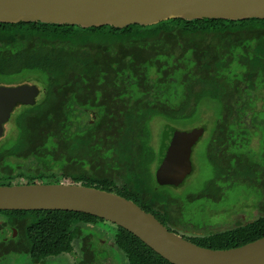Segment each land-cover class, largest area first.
<instances>
[{"label":"trees","instance_id":"16d2710c","mask_svg":"<svg viewBox=\"0 0 264 264\" xmlns=\"http://www.w3.org/2000/svg\"><path fill=\"white\" fill-rule=\"evenodd\" d=\"M28 75L42 84V97L12 115L16 135L0 146V179L7 181L0 185L60 183L69 176L134 201L169 230L211 249L264 236V207L253 221L188 236L182 229L202 227L184 223L183 202L169 190L176 186L158 182L172 128L213 104L216 116L203 127L211 129L208 154L218 178L256 182L264 203V106L258 109L264 101V19L178 18L123 28L0 22V84H25ZM156 118L164 120L158 148L152 144ZM255 135L260 147L253 152L247 148ZM20 168L32 175L15 176ZM0 213L19 233L0 241V264H14L19 256L41 264L76 252L77 243L79 264H100L92 230L83 226L104 219L64 210ZM114 240L129 264H173L123 227L116 226Z\"/></svg>","mask_w":264,"mask_h":264},{"label":"water","instance_id":"95a60500","mask_svg":"<svg viewBox=\"0 0 264 264\" xmlns=\"http://www.w3.org/2000/svg\"><path fill=\"white\" fill-rule=\"evenodd\" d=\"M264 19V0H0V22L123 28L171 19ZM36 85L0 84V138L14 109L33 105ZM206 128H172L158 173L161 185L180 186L193 171L192 152ZM64 210L90 214L133 233L173 264H264V236L229 249L200 246L169 230L154 214L114 192L79 183L0 185V211Z\"/></svg>","mask_w":264,"mask_h":264},{"label":"rangeland","instance_id":"374dc122","mask_svg":"<svg viewBox=\"0 0 264 264\" xmlns=\"http://www.w3.org/2000/svg\"><path fill=\"white\" fill-rule=\"evenodd\" d=\"M28 76H30V79L26 83L36 85L40 90V94L37 97V100H39L42 97V84L39 83L32 75ZM262 96H264V91ZM262 106H264V101L259 100L258 109H262ZM18 107L19 106H17L16 109ZM15 111H13V116ZM198 116L201 117H198V119L191 122H184L175 125V128L183 131H189L195 128L203 127L205 124L209 127L211 125V119L216 116L215 105H207L203 109V112ZM10 120L5 125L4 135L0 138V146L2 144H11L14 140V136L16 135V130L14 129L15 125L13 121ZM151 128L152 144L158 148L164 128V120L161 118L154 119L151 124ZM210 130L211 129L209 128V131L205 132L193 148L192 173L180 186L170 187V189L168 188L170 191L179 196L181 202H183L185 211L182 218L184 223H190L202 227L203 232H198L193 229L190 231L182 229V231L188 236L205 235L211 231L216 232L228 229L235 226L239 221H253L259 217V212H261L264 207V203H261L263 189L261 186L259 187V184L256 182L251 183V181H243L242 179L234 180L232 178H218L217 171L214 169L208 154V140L211 137ZM251 131H257V128L254 127ZM259 147L260 135H255L252 137V141L247 149L254 152L258 151ZM9 160L23 165L27 164V162H24L23 160H18L12 157H10ZM19 173L32 175L31 172H27L22 168H20L14 175L17 176ZM73 180L69 176H63L62 178V182L65 183H73ZM13 182L16 185L23 183V181L20 180H14ZM51 182L53 183V181ZM197 195L202 196L193 198ZM190 196L193 199L190 198ZM6 219V214H0V221H4ZM83 227L92 230L91 232L89 231V233L93 235V251L96 257L95 259H97L100 264H129L125 254L121 250L110 246V244L115 246L113 243H115L114 237L116 225L105 221L94 225V227ZM86 232H88V230H86ZM79 245L80 244L77 243L76 252L66 256L49 258L41 264H79L81 260ZM13 262L14 264H34L30 258L24 256L14 258Z\"/></svg>","mask_w":264,"mask_h":264},{"label":"flooded vegetation","instance_id":"af4514ba","mask_svg":"<svg viewBox=\"0 0 264 264\" xmlns=\"http://www.w3.org/2000/svg\"><path fill=\"white\" fill-rule=\"evenodd\" d=\"M36 101H37V98H36ZM19 107H20V105H19ZM18 107V108H19ZM17 108V109H18ZM16 109V108H15ZM15 109H14V111H15ZM13 114V113H12ZM12 116V115H11ZM11 121V120H10ZM14 180H11V185H16L14 182H13ZM4 183V182H7V181H4V180H1L0 179V183ZM19 185V184H18ZM0 214H2V213H0ZM7 215V214H6ZM8 215H7V219L6 220H1L0 221V241H8V240H10V239H12V238H16V237H18V235H19V233H18V230L15 228V227H13V226H8L7 224H6V221L8 220ZM107 222V221H106ZM101 241H102V239H101ZM111 242V241H110ZM112 243V242H111ZM113 244H115V243H113ZM110 246H114V245H111L110 244ZM115 247V246H114ZM66 255H69V254H65V255H61V256H66ZM61 256H59V257H61ZM56 258V257H55Z\"/></svg>","mask_w":264,"mask_h":264}]
</instances>
